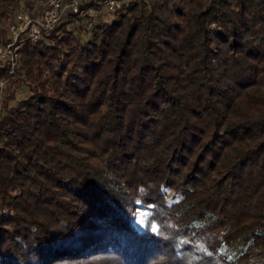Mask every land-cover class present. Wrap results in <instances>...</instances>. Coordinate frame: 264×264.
<instances>
[{"label": "trees", "instance_id": "16d2710c", "mask_svg": "<svg viewBox=\"0 0 264 264\" xmlns=\"http://www.w3.org/2000/svg\"><path fill=\"white\" fill-rule=\"evenodd\" d=\"M104 15L24 40L8 74L0 264H264V0Z\"/></svg>", "mask_w": 264, "mask_h": 264}, {"label": "built area", "instance_id": "2783aa9c", "mask_svg": "<svg viewBox=\"0 0 264 264\" xmlns=\"http://www.w3.org/2000/svg\"><path fill=\"white\" fill-rule=\"evenodd\" d=\"M123 0H22L9 14L8 35L0 40V70L14 73L19 63V49L24 40H36L53 30L61 21L71 19L92 27L99 14L112 13ZM7 81L0 74V97Z\"/></svg>", "mask_w": 264, "mask_h": 264}, {"label": "rangeland", "instance_id": "374dc122", "mask_svg": "<svg viewBox=\"0 0 264 264\" xmlns=\"http://www.w3.org/2000/svg\"><path fill=\"white\" fill-rule=\"evenodd\" d=\"M115 11V10H114ZM105 17H112V13H105L104 15ZM74 26V25H72ZM8 32V31H7ZM4 73V75H3ZM0 74L2 75L3 78L6 79L7 81V84H6V91H10L11 89H15V92H16V98H21L22 96H24L26 94V90L20 86H17V82H13V84L11 83V80L14 79V76L11 77L10 79V76H8V72H6L5 70L1 69L0 70ZM11 103H13V101H11ZM229 252L231 255H236L237 254V248L236 247H230L228 248ZM250 260H264V248H255L253 253L251 254V256L249 257Z\"/></svg>", "mask_w": 264, "mask_h": 264}]
</instances>
